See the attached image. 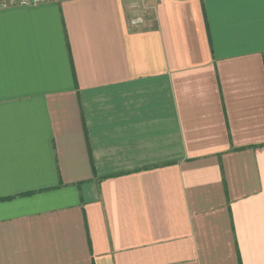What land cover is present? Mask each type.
<instances>
[{
	"label": "crops",
	"instance_id": "crops-1",
	"mask_svg": "<svg viewBox=\"0 0 264 264\" xmlns=\"http://www.w3.org/2000/svg\"><path fill=\"white\" fill-rule=\"evenodd\" d=\"M133 2L0 10V264H264V0Z\"/></svg>",
	"mask_w": 264,
	"mask_h": 264
},
{
	"label": "built area",
	"instance_id": "built-area-1",
	"mask_svg": "<svg viewBox=\"0 0 264 264\" xmlns=\"http://www.w3.org/2000/svg\"><path fill=\"white\" fill-rule=\"evenodd\" d=\"M61 0H0V10L11 7H30L41 3L57 2Z\"/></svg>",
	"mask_w": 264,
	"mask_h": 264
},
{
	"label": "rangeland",
	"instance_id": "rangeland-1",
	"mask_svg": "<svg viewBox=\"0 0 264 264\" xmlns=\"http://www.w3.org/2000/svg\"><path fill=\"white\" fill-rule=\"evenodd\" d=\"M133 7L136 8V9H139L141 8V2H139V0H134L133 2Z\"/></svg>",
	"mask_w": 264,
	"mask_h": 264
}]
</instances>
